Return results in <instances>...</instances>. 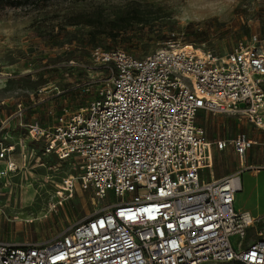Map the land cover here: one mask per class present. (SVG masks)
Wrapping results in <instances>:
<instances>
[{
  "label": "built area",
  "instance_id": "obj_1",
  "mask_svg": "<svg viewBox=\"0 0 264 264\" xmlns=\"http://www.w3.org/2000/svg\"><path fill=\"white\" fill-rule=\"evenodd\" d=\"M185 47L171 33L145 57L93 52L107 71L95 98L30 136L76 160L78 180L105 205L53 243L0 239V264H264L260 219L235 207L247 152L260 144L264 167V141L244 132L211 140L196 122L201 112L226 114L264 129V41L254 35L223 56ZM228 145L241 168L207 180L213 148ZM14 150L0 143V163Z\"/></svg>",
  "mask_w": 264,
  "mask_h": 264
},
{
  "label": "rangeland",
  "instance_id": "obj_2",
  "mask_svg": "<svg viewBox=\"0 0 264 264\" xmlns=\"http://www.w3.org/2000/svg\"><path fill=\"white\" fill-rule=\"evenodd\" d=\"M171 33L186 45L226 55L254 35L264 41V0H50L0 7V143L15 147L0 163V239L53 243L105 205L78 180L76 160L48 153L46 140H34L30 130H47L64 109L77 112L95 98L107 74L94 61L96 49L145 57ZM196 122L211 140H232L240 132L264 140V130L226 114L201 112ZM229 148L216 154L214 167L203 170L207 180L237 171L238 156ZM260 149L259 144L253 150ZM260 159L259 175H243L238 201L246 204L248 186L264 224ZM9 163L15 171H9ZM117 200L109 192L107 202Z\"/></svg>",
  "mask_w": 264,
  "mask_h": 264
},
{
  "label": "crops",
  "instance_id": "obj_3",
  "mask_svg": "<svg viewBox=\"0 0 264 264\" xmlns=\"http://www.w3.org/2000/svg\"><path fill=\"white\" fill-rule=\"evenodd\" d=\"M206 113V112H205ZM209 114V113H208ZM218 116V115H217ZM233 117V116H232ZM237 122H239V123H242V124H248V125H251V126H254L253 124H251V123H249L248 121H238L235 117H233ZM255 128H258V127H256V126H254ZM258 129H260V128H258ZM261 130H264V129H261ZM249 136V135H248ZM208 137V136H207ZM250 137V136H249ZM209 138V137H208ZM251 138V137H250ZM210 139V138H209ZM252 139H255V138H252ZM256 140V139H255ZM258 141V140H257ZM264 141V140H263ZM262 142V141H261ZM231 145H228L225 149H223V150H218L216 147H214L213 148V158L215 159V157H216V154L217 153H219V152H223V151H225L226 149H228L229 147H230ZM255 146H259V144H257V145H253L249 150H248V152H247V157H246V160H245V164H246V166H247V169L243 172V174H242V190H243V175L245 174V173H247V172H249V173H251L252 175H259L260 174V171H258L259 169H260V166H259V163H260V158L262 157V163H263V154H262V147H261V145H260V153H259V151L257 152V151H254L253 149H254V147ZM233 147V146H232ZM233 149H234V147H233ZM229 151H230V153L232 154V151L230 150V148H229ZM234 151H235V149H234ZM235 153H236V151H235ZM236 155H237V153H236ZM238 156V155H237ZM261 156V157H260ZM251 159H254V160H256L254 163H251ZM238 161H239V157H238ZM241 164H240V161H239V165H238V167L239 168H241V166H240ZM213 167H214V164H213ZM239 168H237V171H238V169ZM236 169V168H235ZM231 173H233V171H231V172H229V173H227V174H224V175H221V176H219L218 178H215V179H219V178H222V177H224V176H227V175H229V174H231ZM242 190L240 191V192H238L237 194H236V199H235V207L236 208H239V209H244V210H247V211H249L253 216H255L256 218H259L260 219V217H258L257 216V214L258 213H256L257 211H256V207H255V204L253 203V201H254V198H253V196H252V193H250L251 191H250V189H249V187L247 186V189H246V196H245V202H246V204H240L239 203V201H238V199H239V197H241V195H240V193L242 192ZM258 228L259 229H262V230H264V224L261 222V219H260V222H259V225H258ZM252 232L253 231H250V235H251V237H252ZM252 239H254V237H252Z\"/></svg>",
  "mask_w": 264,
  "mask_h": 264
},
{
  "label": "trees",
  "instance_id": "obj_4",
  "mask_svg": "<svg viewBox=\"0 0 264 264\" xmlns=\"http://www.w3.org/2000/svg\"><path fill=\"white\" fill-rule=\"evenodd\" d=\"M50 0H0V7L5 6L6 2H12L15 5H23L24 3L33 2L34 5H41L45 4ZM233 264H240V263H233Z\"/></svg>",
  "mask_w": 264,
  "mask_h": 264
},
{
  "label": "bare ground",
  "instance_id": "obj_5",
  "mask_svg": "<svg viewBox=\"0 0 264 264\" xmlns=\"http://www.w3.org/2000/svg\"><path fill=\"white\" fill-rule=\"evenodd\" d=\"M185 49L187 50V51H191V52H196L197 54H199V55H202V53H203V51L202 50H200V49H196L194 46H192L191 44H187L186 45V47H185ZM16 170V165L15 164H12L11 165V169H10V171H15ZM10 182V181H9ZM7 187V186H6ZM9 187V186H8ZM0 214H1V212H0Z\"/></svg>",
  "mask_w": 264,
  "mask_h": 264
}]
</instances>
